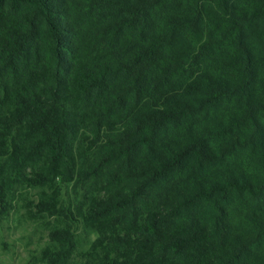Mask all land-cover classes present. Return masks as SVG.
Instances as JSON below:
<instances>
[{
	"label": "trees",
	"instance_id": "16d2710c",
	"mask_svg": "<svg viewBox=\"0 0 264 264\" xmlns=\"http://www.w3.org/2000/svg\"><path fill=\"white\" fill-rule=\"evenodd\" d=\"M14 220L35 264H264V0H0Z\"/></svg>",
	"mask_w": 264,
	"mask_h": 264
},
{
	"label": "rangeland",
	"instance_id": "374dc122",
	"mask_svg": "<svg viewBox=\"0 0 264 264\" xmlns=\"http://www.w3.org/2000/svg\"><path fill=\"white\" fill-rule=\"evenodd\" d=\"M11 232L0 233V264H35L41 241L35 232L13 221ZM4 242V243H3Z\"/></svg>",
	"mask_w": 264,
	"mask_h": 264
}]
</instances>
